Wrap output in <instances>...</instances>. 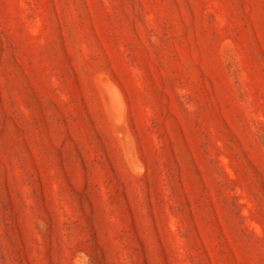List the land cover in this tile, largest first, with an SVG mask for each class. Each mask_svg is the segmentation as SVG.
<instances>
[{"label":"rangeland","instance_id":"obj_1","mask_svg":"<svg viewBox=\"0 0 264 264\" xmlns=\"http://www.w3.org/2000/svg\"><path fill=\"white\" fill-rule=\"evenodd\" d=\"M0 264H264V0H0Z\"/></svg>","mask_w":264,"mask_h":264}]
</instances>
